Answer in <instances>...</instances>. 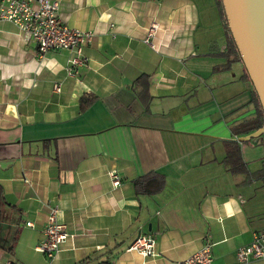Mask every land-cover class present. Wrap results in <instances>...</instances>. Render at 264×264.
<instances>
[{
  "label": "crops",
  "instance_id": "0c3cea01",
  "mask_svg": "<svg viewBox=\"0 0 264 264\" xmlns=\"http://www.w3.org/2000/svg\"><path fill=\"white\" fill-rule=\"evenodd\" d=\"M52 1L93 40L71 77L72 52L39 56L0 22V264H181L207 244L212 264H240L264 229V136L233 131L253 90L215 0ZM152 176L156 192L136 185ZM51 208L70 238L50 262L35 247ZM139 236L156 256L128 251Z\"/></svg>",
  "mask_w": 264,
  "mask_h": 264
},
{
  "label": "built area",
  "instance_id": "2783aa9c",
  "mask_svg": "<svg viewBox=\"0 0 264 264\" xmlns=\"http://www.w3.org/2000/svg\"><path fill=\"white\" fill-rule=\"evenodd\" d=\"M14 24L25 40L36 45L39 56L53 51H70L67 74L76 75L79 68L87 64L83 50L93 40V33L69 28L59 18V3L52 0H0V22ZM158 25L151 23L143 42L154 49L152 40L157 33ZM59 92L58 84L53 86ZM110 185L113 189L120 186V175L115 170L108 172ZM58 210L51 208L46 225L42 231V239L35 251L42 254L48 261H53L61 250V246L70 238L64 224L58 221ZM143 257H154L155 242L148 236H139L128 248ZM236 260L246 264L254 260H264V229L253 235L252 240L236 251ZM5 264H13L6 262ZM181 264H212L211 245H205Z\"/></svg>",
  "mask_w": 264,
  "mask_h": 264
},
{
  "label": "water",
  "instance_id": "95a60500",
  "mask_svg": "<svg viewBox=\"0 0 264 264\" xmlns=\"http://www.w3.org/2000/svg\"><path fill=\"white\" fill-rule=\"evenodd\" d=\"M230 36L264 115V0H220ZM264 136V127L238 138Z\"/></svg>",
  "mask_w": 264,
  "mask_h": 264
},
{
  "label": "trees",
  "instance_id": "16d2710c",
  "mask_svg": "<svg viewBox=\"0 0 264 264\" xmlns=\"http://www.w3.org/2000/svg\"><path fill=\"white\" fill-rule=\"evenodd\" d=\"M215 4L217 6L219 15H220L221 19L224 22L225 33H226L227 40H228V49H227L226 54H224V55L229 57L228 63L232 64V63H235V62H239V63L242 64V62H240L239 54L235 50L236 47L234 46V42H233V40H232V38L230 36L229 30H228L227 25H226V21H225V19L223 17L224 13H223L222 3H221L220 0H215ZM252 96H253L252 97L253 98L252 99V103H254V105H255L254 116L251 117L250 119H247L246 121L242 122L239 126L233 127V131L235 133H236V131H240V133L243 136H247V135L257 131L258 129H261V128L264 127V115H263L262 109L260 107V103L258 101L256 93L254 91H252ZM89 97L90 96L87 95V96H84L81 99V101L83 102V103L81 102L83 104V106H88V103L91 102ZM87 99H88L87 104H84V103H86ZM227 152L232 154L230 149ZM262 172L263 173L261 174V176L264 177V167H263ZM145 180H146V178L141 179L139 181H136V185L138 187H140L141 190H144V191L149 192V193L156 192L157 190L160 189V187L162 185L161 181L155 176H152V178H151L152 181H151V183L149 185H147ZM4 205H5V201H4V196H3V190H2V188L0 186V217H1L2 208H3Z\"/></svg>",
  "mask_w": 264,
  "mask_h": 264
},
{
  "label": "rangeland",
  "instance_id": "374dc122",
  "mask_svg": "<svg viewBox=\"0 0 264 264\" xmlns=\"http://www.w3.org/2000/svg\"><path fill=\"white\" fill-rule=\"evenodd\" d=\"M247 79H248V78H247ZM247 81L250 82L249 79H248ZM252 90H253V89H252Z\"/></svg>",
  "mask_w": 264,
  "mask_h": 264
}]
</instances>
